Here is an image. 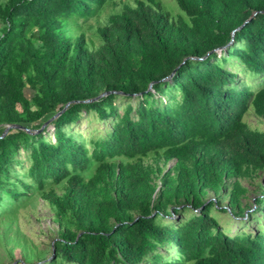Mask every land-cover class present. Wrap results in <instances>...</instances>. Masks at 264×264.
<instances>
[{
    "label": "trees",
    "instance_id": "1",
    "mask_svg": "<svg viewBox=\"0 0 264 264\" xmlns=\"http://www.w3.org/2000/svg\"><path fill=\"white\" fill-rule=\"evenodd\" d=\"M107 1L0 0V135L22 126L0 138V209L39 193L51 264H264V182L241 200L264 174V131L243 119H264V0H175L176 18L135 0L87 39L79 20ZM70 101L53 138L33 132ZM92 112L109 125L75 135ZM212 209L256 224L228 234Z\"/></svg>",
    "mask_w": 264,
    "mask_h": 264
},
{
    "label": "rangeland",
    "instance_id": "2",
    "mask_svg": "<svg viewBox=\"0 0 264 264\" xmlns=\"http://www.w3.org/2000/svg\"><path fill=\"white\" fill-rule=\"evenodd\" d=\"M134 1L108 0L97 14L87 19L79 20L81 21L79 23L80 29L85 32L87 39L95 40L93 33L97 26L106 23L110 14L119 12L123 7V3L133 4ZM159 2L161 7L168 11L174 18L179 14H183L175 0H159ZM75 32L79 33V31ZM216 52H218L219 56L220 50ZM226 67L233 70H238L239 68L238 65L232 66L230 64H226ZM248 80L251 81L252 78H248ZM128 102L136 105V96L116 98L115 104L120 115ZM95 117L97 116L94 112L91 114L88 113L78 122L72 124L71 130L75 135L82 134L83 136H91L97 132H102L104 127L109 125V121H99ZM243 119L251 128L264 131V119L255 115L251 109L247 111ZM45 129L47 130L48 137L53 138V126L48 124ZM19 157L24 162L23 170L28 166V162L25 160V152H20ZM145 160L146 162H150L151 159L147 157ZM170 164L171 162L168 163V166ZM263 178L264 174L258 172L257 175L241 179V183L247 188V192L242 196L241 200L244 205L247 203V207L254 208L253 200L259 192L257 183L264 182ZM56 191L60 192L61 189L56 186ZM31 193V196L21 198L20 201L12 204L10 209H0V264H51L50 260L53 256L51 244L56 239L58 227L52 220V212L47 203L37 191H32ZM210 195L212 196L211 193ZM262 197H264V194ZM223 203H227V198L224 199ZM246 212L247 209L245 210ZM248 212L252 213L253 211L250 208ZM211 214L217 218L224 231L228 234H234L240 229L252 231L256 224V221L251 219L246 220L244 216L234 217L226 212L215 209L211 210ZM255 215L261 216V212L253 213L252 217ZM241 219H244V223H241ZM261 221H264V219L262 218ZM244 224H246L245 227ZM166 253L168 256H171L174 255L175 250H170Z\"/></svg>",
    "mask_w": 264,
    "mask_h": 264
},
{
    "label": "water",
    "instance_id": "3",
    "mask_svg": "<svg viewBox=\"0 0 264 264\" xmlns=\"http://www.w3.org/2000/svg\"><path fill=\"white\" fill-rule=\"evenodd\" d=\"M250 19V18H249ZM249 19H247L245 22H247ZM244 22V23H245ZM244 23L241 25V26H239L238 28H240V27H242L243 25H244ZM237 28V29H238ZM235 31V30H234ZM234 31L232 32V34H234ZM34 37H38V31H35L34 32ZM231 41H232V39H231ZM231 41H230V43H231ZM217 50H220L221 51V49H216V51ZM208 55V53H206V55L204 56V57H206ZM176 69L177 68H175L167 77H165V78H163L162 80H165V79H169V78H171L173 75H174V73L176 72ZM152 83L153 82H151L150 84H149V86H148V88H147V90H150L151 89V86H152ZM110 93H122V92H120V91H116V90H109V91H104V92H102V93H100V94H98L97 96H95V97H92V98H88V99H85V100H82V102H92V101H95V100H98L99 98H101V97H104V96H106V95H108V94H110ZM80 100H76V101H74V102H79ZM72 101H70V102H67L66 104H65V106L60 110V111H58L56 114H54L52 117H50L49 119H47L42 125H41V127L39 128V129H36V130H34L33 132H39V131H41V130H43L45 127H46V125H48V124H50V122L53 120V119H55L57 116H59L67 107H68V105L71 103ZM22 128V126L21 125H18V124H9V125H7L6 126V128L3 130V132L1 133V135H0V138L1 137H3L7 132H8V130L10 129V128Z\"/></svg>",
    "mask_w": 264,
    "mask_h": 264
}]
</instances>
